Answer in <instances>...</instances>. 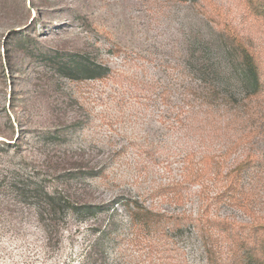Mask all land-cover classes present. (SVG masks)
I'll list each match as a JSON object with an SVG mask.
<instances>
[{"label":"rangeland","instance_id":"1","mask_svg":"<svg viewBox=\"0 0 264 264\" xmlns=\"http://www.w3.org/2000/svg\"><path fill=\"white\" fill-rule=\"evenodd\" d=\"M0 264H264V0H0Z\"/></svg>","mask_w":264,"mask_h":264},{"label":"trees","instance_id":"2","mask_svg":"<svg viewBox=\"0 0 264 264\" xmlns=\"http://www.w3.org/2000/svg\"><path fill=\"white\" fill-rule=\"evenodd\" d=\"M59 67L58 73L69 80L79 81V80H97L104 78L108 74V69L97 64L96 62L89 61L85 56L80 55H68V54H59L57 56ZM242 78L247 85V91L250 96H256L261 92L262 85L259 81L257 68L253 59L250 56H244L242 61ZM245 165L242 162H239L233 170L231 169L229 174H232V171L236 174L245 171ZM222 198L223 196H219ZM230 200L233 199L232 196L228 197ZM51 209L58 207L61 208L62 216L61 219L66 218L68 215L76 218L78 221H83L89 219L90 217L97 216L109 211L114 205H121L126 211H129L131 215L135 217H141V214H147L149 211L141 205L138 200H119L117 202H111L108 205H76L70 202L67 199H61L56 201L55 198L49 197L46 201ZM54 213V212H53ZM56 216V214H53ZM53 216V217H54ZM53 219V218H52ZM62 221V220H61ZM200 222L201 219H196ZM110 221H107L105 231L102 233V236L109 235ZM206 257L211 260L212 253L209 249H206Z\"/></svg>","mask_w":264,"mask_h":264}]
</instances>
